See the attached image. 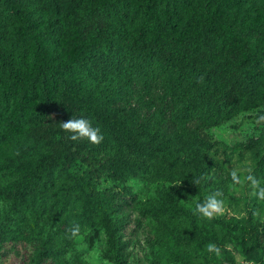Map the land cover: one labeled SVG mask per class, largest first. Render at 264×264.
<instances>
[{"label": "trees", "instance_id": "16d2710c", "mask_svg": "<svg viewBox=\"0 0 264 264\" xmlns=\"http://www.w3.org/2000/svg\"><path fill=\"white\" fill-rule=\"evenodd\" d=\"M255 1L260 0H0V147L10 145L9 159H0V259L5 246L21 238L26 221L33 222L31 208L42 212L47 191L60 179L65 203L78 202L85 217L99 213L104 257L126 264L116 217L108 213L129 205V196L113 190V203L105 208L93 180L143 178L144 163L163 155L167 143L155 140L142 117L131 115L134 106L116 107L113 96L104 99L95 80L119 83L139 98L153 89L156 69L169 67L174 72L158 80V101L179 105L180 122L208 128L229 120L264 99V20L254 14ZM43 7L64 18L70 37L64 62H49L37 44L38 37L53 41L34 23L35 11ZM82 71L96 87L83 86ZM81 116L100 128L103 140L72 139L62 123ZM249 144L264 179V128ZM107 146L120 153L100 154ZM191 154L186 178L202 203L210 180L206 166ZM165 193L160 213L180 215V206ZM200 214L236 232L235 244L248 261L263 259L251 255L237 222ZM195 222H187L188 236L169 238H192ZM56 233L50 226L32 233L23 264H68V237Z\"/></svg>", "mask_w": 264, "mask_h": 264}, {"label": "rangeland", "instance_id": "374dc122", "mask_svg": "<svg viewBox=\"0 0 264 264\" xmlns=\"http://www.w3.org/2000/svg\"><path fill=\"white\" fill-rule=\"evenodd\" d=\"M251 5L254 14L264 20V0ZM33 19L37 30L46 28L53 38V41L37 39L49 62L68 60L70 37L62 13L56 15L44 7L37 8ZM260 56L264 64V45ZM156 70L153 89L148 94L141 93L139 98L136 91L129 94L126 86L119 83L95 80L97 91L104 99L113 96L116 107L134 106L131 115L136 120L142 117L144 126L155 140L167 143L163 155L144 163L147 168L143 178L127 177L120 183L105 177L93 180L92 186L104 198L105 208L113 203V190L129 196V205L108 213L116 217L115 228L122 236L126 264H264V201L257 195L258 186H264V179L256 170V150L249 144L251 138H257L264 128V119L260 118L264 116V99L212 127H201L196 122L182 123L176 117L179 105L166 107L158 101V80L173 73L174 69L159 67ZM79 78L83 86L95 85L90 75L83 71ZM192 151L196 153L195 160L206 166L205 179L210 180L202 188L203 200L216 190L222 193V208L213 216L237 222L251 255L263 256L262 260L248 261L235 244L236 232L211 224L196 210L198 194L186 178L187 173H191ZM116 153L120 152L114 146L100 149V154ZM9 157L10 145L5 143L0 147V159L7 161ZM249 176L256 184L247 178ZM62 181L56 180L47 191L42 212L31 208L33 222L27 220L21 238L5 246L0 264L26 262L32 233L45 231L48 226L57 230V237H68V264H75L77 259L84 264H111L104 257L107 244L100 228L99 213L85 217L78 202L65 203L60 191ZM165 191L180 206V215L160 213L166 203ZM190 218H196L192 238L172 241L171 235L188 236L186 230H189L187 222ZM76 225L78 230L74 233L72 229ZM200 233L206 234L204 240L198 237ZM209 242L221 249L219 256L207 251Z\"/></svg>", "mask_w": 264, "mask_h": 264}, {"label": "clouds", "instance_id": "9594fccd", "mask_svg": "<svg viewBox=\"0 0 264 264\" xmlns=\"http://www.w3.org/2000/svg\"><path fill=\"white\" fill-rule=\"evenodd\" d=\"M260 118L264 119V116ZM62 126L74 133L72 139H77L78 137L87 138L92 143H99L104 138L100 128L93 126L92 122L83 116L75 119L71 118L67 122L62 123ZM247 178L251 180L253 184H256L253 177L249 176ZM257 195L264 198V186H258ZM221 196L222 193L219 190L207 194L202 203L196 204V210L202 213L205 217L211 218L214 212H218L222 208L223 201L220 199ZM77 230L78 225L74 226L72 229L74 233ZM206 249L209 253L217 256H219L221 252V249L213 242H209L206 245Z\"/></svg>", "mask_w": 264, "mask_h": 264}]
</instances>
